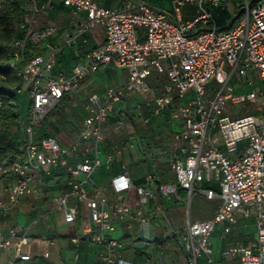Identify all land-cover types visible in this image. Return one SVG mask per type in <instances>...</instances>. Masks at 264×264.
<instances>
[{"label":"built area","instance_id":"obj_1","mask_svg":"<svg viewBox=\"0 0 264 264\" xmlns=\"http://www.w3.org/2000/svg\"><path fill=\"white\" fill-rule=\"evenodd\" d=\"M228 1L232 0H172L171 15L144 0H127L121 8L106 7L96 0H55L86 13L78 34L69 38L68 44L96 26L105 31L104 43L84 62L71 72L55 73L59 50L49 40L56 28L38 27L39 0H28L19 23L23 37L15 42L10 67L21 81L18 92L30 96L31 108L26 139L20 146L23 154L0 162V186L5 179L9 181L8 201L0 200V207L9 210L24 196L36 193L34 182L42 170L47 174L61 170L66 188L55 197V204L64 212L65 222L76 224L83 216V206L87 211L81 231L74 230L70 236L76 251L87 240L100 247L98 264H135L124 255L125 242L115 234L116 222L137 220L141 227L148 224L145 211L154 189L171 198L184 188L191 202L197 188L215 179L219 192L213 188L203 191L208 199L221 200L215 215L193 222L191 210L186 208L183 243L187 263L202 264L200 258L205 256L207 264H218L214 234L218 232L219 239L226 240L242 220L254 218L253 239L224 247L220 257L225 263L264 264V0L252 9L247 4L246 15L233 28L218 31L213 9L226 7ZM187 6L196 8L197 15L191 21L184 18ZM201 24L209 28L199 31ZM29 43H44L48 52L33 55L28 52ZM108 65L126 69L128 79L109 88L104 99H91L88 115L80 123L79 141L64 146L56 136H47L36 142L34 127L86 75ZM154 72L166 77L160 95L148 82ZM0 78L6 75L0 73ZM212 81L217 84L214 91L208 89ZM134 93L151 95L154 114L167 110L178 121L173 144L179 154L170 162L172 180L161 184L155 183L152 173L145 176V184H137L129 164L122 162L121 173L111 180L116 196L111 199L99 187L88 184L101 166L111 169L122 153L121 149L109 151L102 158L101 145L107 139L105 127L116 106ZM6 107L0 99V111ZM139 115L143 116L142 112ZM143 121L149 123L147 118ZM3 129L0 119V131ZM80 141L88 144L83 152ZM72 151L77 152L75 158L70 156ZM134 191L138 194L136 210L127 202ZM159 210L164 214L162 208ZM31 242L27 233L19 234L12 228L6 235L0 228V252L12 247L15 264H54L50 252L37 258L26 251ZM55 243L51 239L50 244Z\"/></svg>","mask_w":264,"mask_h":264},{"label":"crops","instance_id":"obj_2","mask_svg":"<svg viewBox=\"0 0 264 264\" xmlns=\"http://www.w3.org/2000/svg\"><path fill=\"white\" fill-rule=\"evenodd\" d=\"M96 1L106 7L121 8L127 0ZM144 1L156 10L166 11L173 15L171 0ZM39 6L38 27L46 28L54 25L56 28V32L49 41L59 50L56 62L58 70L67 73L71 72L75 65L84 62L85 57L91 51L104 43L105 31L102 26H96L84 35H79L77 41L73 44H68L67 40L78 34L80 23L86 19V13L66 7L61 3L55 2V0H39ZM196 15V12L191 10L190 6L185 8V20L191 21ZM84 39L87 41L85 42ZM41 45L44 48V52L47 53L48 49L45 44ZM127 79L128 71L126 69L116 68L112 65L100 67L97 71L86 75L76 89L67 93L70 105L63 112V117L57 115L51 119L56 125L51 129V136H56L64 146H70L78 142L80 123L88 115L87 105L90 104L91 99L95 96L104 99L109 88L123 85ZM257 83L262 84L259 80ZM131 99L129 97L122 104H118L108 122L114 119L113 116L116 114L115 118L118 116L120 119H123L125 116L129 117V113L134 112V108H137L134 104L135 100ZM14 103L16 108L12 123L17 124L18 122H22L21 125L24 129L23 123L28 122L29 115L23 122L18 112V98L14 100ZM142 103V105L137 104L139 108L134 120L139 125V128L136 129L133 120L129 118L134 128L130 136L121 138L117 132H106L107 139L101 145L104 151L102 158H105V153L109 151L113 152L121 149L122 153L117 156L113 168L107 169L105 166H101L94 173L93 181H90L88 184L90 188L94 186L99 187L111 199L116 198L111 180L114 176L121 173L122 162H127L129 167L132 162L145 161L149 163L147 173L141 178L136 177L137 171L130 167L134 181L141 185L146 183L145 176L148 173L154 175L152 170H150L151 167L166 164L170 168L171 160L179 154V151L173 144L174 132L179 129L166 130L165 133L158 132L156 128H152V119L156 116L152 114L154 102L153 108L145 101ZM119 110L122 111L120 114L117 113ZM140 112H142L143 116L139 115ZM164 114L170 121L169 111L164 112ZM144 118L149 119L148 124L144 123ZM60 120H62V124ZM138 121L143 124V127ZM169 139L172 140L171 147H169ZM87 145V143L80 141V152H83ZM220 145L224 149L223 143ZM241 145H245V142H242ZM169 172L172 175L171 168ZM63 173V171L57 170L53 171L52 174H47L45 170H42L34 182L37 188L36 193L24 196L18 204L9 210H4L0 207V228L6 235L12 228H15L19 234L27 233L32 238V242L26 245L25 250L30 252L34 257L40 258L45 252H50L54 264H98L100 247L97 244L84 240L79 250H77L79 258H76L77 251L70 240V236L74 230L81 231V220L87 219L85 206L82 207L83 216L81 219L76 224H68L64 220V212L58 209L55 204V197L66 188V178ZM154 179L155 183L158 184L157 178L155 177ZM8 183L9 181L5 179L0 186V200L8 201L6 190ZM207 188L211 187L207 185L205 189ZM137 199L138 194L136 191L127 196V202L134 210L137 209ZM70 202L74 204L75 200L71 199ZM187 203V197L178 194V196L170 198L161 195L157 189H154V196L149 200L145 211V216L149 220L148 224L141 227L137 220L116 222L117 230L115 234L125 242L124 255L128 259L133 260L135 264H188V253L185 245L182 246L178 242H173L172 237V230L175 229L176 225L174 217L179 214V210L181 209L186 212ZM160 208L164 210V214L160 212ZM179 220H183V218ZM251 224H254V222ZM249 225L240 222L233 233L223 241L219 239L218 232L214 234V256L218 264L223 263L220 254L224 247L238 241L248 243L253 239L255 233H252V235L249 232H245ZM250 234L252 236L247 240L245 236H250ZM51 239L56 240V243L50 244ZM14 260V250L12 247L1 250L0 264H15ZM206 261L205 258L201 263L207 264Z\"/></svg>","mask_w":264,"mask_h":264},{"label":"trees","instance_id":"obj_3","mask_svg":"<svg viewBox=\"0 0 264 264\" xmlns=\"http://www.w3.org/2000/svg\"><path fill=\"white\" fill-rule=\"evenodd\" d=\"M258 1L259 0H248L249 9L254 8ZM27 2L28 0H0V73L6 75L5 79L0 78V99L4 101L7 107H9V105H12V100H15L20 94H23L18 92V87L21 85V81L19 76L17 75V71L10 67V61L14 56L16 40L23 37V31L20 28L19 23L21 20V16L24 12V6ZM215 11L216 15L214 13ZM246 13L247 6L244 0H240L237 3L234 12H229L227 8H214L213 14L217 25V30L226 31L233 28L246 15ZM208 28L209 26H204L203 28H199V31L206 30ZM28 52H31L33 55L45 53L44 48L41 44L34 43L28 44ZM27 58H29V54L27 55ZM59 71L61 70H58L55 66L54 72L56 73ZM154 78L156 83H162V81H166V77L164 76H155ZM155 90L160 95L163 93V86L161 87V89L155 88ZM67 93L62 98L60 104L51 113L55 112V110L59 108L57 115L63 117V112L70 105L67 101ZM30 108L31 102L28 107V112L30 111ZM48 117L49 115L41 124L34 127V140L36 142L40 141V139L43 137L52 135L51 129L56 125L52 121H50ZM129 118L133 120L135 128H139V125L134 121L135 114L129 113ZM9 120H2L4 129L0 131V162H2L3 160L8 161L15 159L23 154V151L20 149V146L23 144L26 137L23 138L19 135H12L10 132L5 131L9 126ZM119 120L120 117L118 116L117 118H114L110 121L114 122ZM61 121L62 120H60V123L62 124ZM70 156L72 158H75L77 156V152L72 151L70 153ZM115 163L113 164V166L115 165ZM150 170H152V172L154 173L159 184L169 182L172 178V175H170L169 172L170 168H168L166 164L151 167ZM179 195L186 197V189L179 188ZM222 264L233 263L223 262Z\"/></svg>","mask_w":264,"mask_h":264},{"label":"rangeland","instance_id":"obj_4","mask_svg":"<svg viewBox=\"0 0 264 264\" xmlns=\"http://www.w3.org/2000/svg\"><path fill=\"white\" fill-rule=\"evenodd\" d=\"M239 1L240 0H232L231 2L228 1L226 7L220 6V8L221 9L227 8V10L229 12H234L236 5ZM244 1H245L246 6H247L248 0H244ZM190 7H191V10L196 12L195 7H193V6H190ZM214 13L216 15V11ZM203 27L204 26L202 24L199 26V28H203ZM155 76L163 77L164 75H159V74H157V72H154L152 74V76L148 79V82L152 87L157 88V89H161V87L164 84V81H162V83H156L155 78H154ZM208 89H211V90L213 89V91L215 89H217L216 82L212 81L209 84ZM17 98L19 101V107L17 106L19 108L18 112H19V115L22 117L21 120L24 122V119L26 120L27 115L29 113L28 107H29V104L31 102V98L27 92L20 94ZM130 98H132L131 100H135L134 104L137 107L136 109L134 108V112L132 111V113L135 114V116H136V114L138 112V108H139L137 104L142 105L143 104L142 102L145 101L147 104L151 105V107L153 108V98L149 94L134 93L130 96ZM67 101L69 103L68 99H67ZM244 105L250 107L249 103H245ZM15 108H16V105L14 103V100H12V105H9V107H7L5 110L0 111V119L3 121L4 120L8 121L10 118L9 123H8L9 126L7 127V129L5 131L10 132L12 135H16V136L19 135V136L25 138L26 137V130L25 129L27 127V122L23 123L24 129L22 128V125H21L22 122L21 123L18 122L17 124L12 123V119L15 116V111H14ZM58 110H59V108H57V110H55V112L49 114L48 119L50 121L52 118L57 116ZM123 110H125V109H123ZM231 110H232V107L229 106L228 107V113L229 114L231 113ZM166 111H164V112H166ZM121 112L122 111H120V110L117 111L118 114H120ZM164 112H162L158 115L155 114L156 116H154L152 119V128H156V130L158 132H165V133H166V130L172 131V130L179 129L180 126H179L178 121L173 120L172 118L169 121V118H167L165 116ZM152 114H154L153 110H152ZM243 114H245V113H243ZM116 116H117V114L114 115L113 118H115ZM168 122H170L169 125H167ZM138 123L140 125L142 124L139 121H138ZM141 126L143 127V124ZM133 129L134 128H133L132 124L130 123V119L127 116H125L123 119H120L119 121H114V122L109 121L108 124L106 125V132L107 133L117 132L121 138H126L127 136H130V133L133 132ZM177 131H175L174 134ZM171 138H172V136H171ZM171 141H172L171 139L168 140L169 147H171ZM130 167H131V169H135L137 171L136 177L141 178L147 173L149 163L145 162V161H140L138 163L132 162ZM207 185L210 186L211 188H213L216 192H219V185L215 179H213L211 182H206L203 186L201 185L199 188L196 189V191L194 192L193 197L191 199V202L188 201V203H187V206L191 210V220L193 222H195L197 220H204V219L212 218L215 215L219 204L221 203L220 199H217V198L216 199H208L206 197V195L204 194L203 191ZM185 213H186L185 210H183V209L179 210V214L174 217V219L176 220L175 229L172 230L173 242H178L182 246H184V243H183V227H184ZM182 218H183V220H179ZM253 222H254V218L245 219V220L241 221L242 224H250L248 226V228H246L245 232H249L251 234L255 232V226H254V224H251ZM251 234H250V236H245L247 238V240H248V238H251V236L253 235V234L252 235ZM241 239H243V238H241ZM203 259H205V256H202L200 258L201 261Z\"/></svg>","mask_w":264,"mask_h":264}]
</instances>
